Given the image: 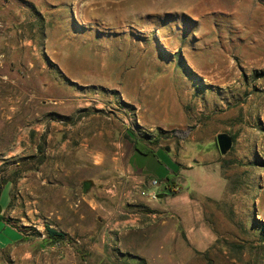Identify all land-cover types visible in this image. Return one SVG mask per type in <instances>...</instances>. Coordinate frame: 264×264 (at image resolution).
<instances>
[{
	"label": "rangeland",
	"instance_id": "rangeland-1",
	"mask_svg": "<svg viewBox=\"0 0 264 264\" xmlns=\"http://www.w3.org/2000/svg\"><path fill=\"white\" fill-rule=\"evenodd\" d=\"M0 92V202L11 219H0V264H264V0H0ZM74 101L101 119L122 113L121 127L153 141L130 164L139 184L156 177L165 194L108 212L118 202L105 182L85 189V179H68L66 195L89 190L105 205L82 207L80 219L72 208L42 216L41 187L31 194L24 174L45 136L16 135L14 123L54 120L46 129L55 131L79 120L63 114ZM221 133L233 140L226 152ZM173 172L178 186L167 191ZM121 173L111 165L91 178L113 184ZM47 224L66 241L51 242Z\"/></svg>",
	"mask_w": 264,
	"mask_h": 264
},
{
	"label": "crops",
	"instance_id": "crops-1",
	"mask_svg": "<svg viewBox=\"0 0 264 264\" xmlns=\"http://www.w3.org/2000/svg\"><path fill=\"white\" fill-rule=\"evenodd\" d=\"M3 98L2 92H0V111ZM8 100V104L11 108L9 111L11 113L10 118H13L14 121L17 122L16 118H18L19 112L17 107L18 102L12 97ZM90 103L91 102H86L85 104ZM62 104L63 105H60L59 108L63 107L65 110L69 108V104L67 102ZM81 108L87 109L85 114L79 115V112L74 114L75 110H81ZM88 108L89 107H87V105H83L82 102L77 103L74 101L72 108L74 113H66V111H63V114L70 117L75 116V120H79H77L74 124H71L70 122L67 124L65 123L66 125L58 124L55 131H47L48 126L57 124L54 120H51V123L48 121L46 123L39 124L32 117L25 116L24 124L16 125V122L14 123L13 130L16 135H18V131L20 130L25 135H27L30 131H32V133H35L36 131L40 132L39 134L41 136H45V144H33L31 146V159H29L27 163V170L24 174V179L27 181V189L31 194L36 192L38 193L40 185L42 190L41 212L42 216L48 219L53 215H56L57 217L65 216L66 214L71 213L72 209L73 214L75 216L77 214L78 219H80V217L83 216L81 212L82 207H86L90 211H93L97 208V206L101 205L103 207L105 205L106 201L101 200L102 198L99 194L89 193V190H84V194L78 195L76 198L66 195V190L68 188L66 181H68V179L73 180L75 183H78V181L82 182L85 179V189H87L90 185L96 189L99 186L97 182L102 181L106 184V186L102 189H105L107 192V187L113 182L110 181L111 179L105 175L98 178L91 177L96 175L95 173L98 169H105L111 165L117 168V170L119 169L122 173L114 180L119 182L116 194L119 192L120 194L116 195L113 193V195H105L106 197L109 196L108 198H111V202H118L117 204L115 203L116 205L113 204L114 207L107 208L108 210L114 209L115 212H118L119 210L118 206L122 199V192L125 189L140 183L135 180L136 177L133 175L134 168L130 164V158L134 152L133 143L127 135L130 131H126V128L121 127L118 123L119 118H123L125 121L127 117H124L122 113L117 111L118 115L115 114V112H112L105 116L106 119H101L98 113L89 112ZM66 130L69 131V134L66 133ZM45 131L47 135L45 134ZM52 132L57 133L53 134ZM19 150H21V147L16 145L15 152H19ZM86 175H89L90 177L87 180L85 177ZM51 186L61 187L64 194L61 197H53L50 192ZM36 199L37 198L33 197L32 202L37 201ZM55 199L57 200V207L55 209L50 208V205L53 204ZM5 210L6 209L4 207L3 212H5ZM108 210H106V212ZM31 212L33 215H39L40 208L34 204L31 207ZM108 212H112V210ZM112 218L114 226L120 223L115 215H112ZM48 225L51 227L53 226L52 224ZM57 229L60 230L59 228ZM19 236L20 237L18 239L21 238V234ZM12 243H8L5 247ZM128 256L135 259L140 258V255L132 252H129ZM58 263L64 264V261L61 260ZM70 263L76 264V261ZM52 264H55V262Z\"/></svg>",
	"mask_w": 264,
	"mask_h": 264
},
{
	"label": "trees",
	"instance_id": "trees-1",
	"mask_svg": "<svg viewBox=\"0 0 264 264\" xmlns=\"http://www.w3.org/2000/svg\"><path fill=\"white\" fill-rule=\"evenodd\" d=\"M174 134L178 137H185L188 134V131H183L180 129H175L174 130ZM128 137L132 140L133 143V148L134 151L144 154V155H148L153 151V148L150 146V143L153 142L152 140L148 142L145 141L144 137H135L131 132H128ZM177 174L176 172L173 173H169L166 176V181H165V188L167 191H176V186H178V181H177ZM7 181L5 179H3L0 182V199H1V192L3 189V186L5 185ZM160 194H165V193H160ZM0 219H3L5 221H10L11 219L6 217V215L3 212V206L1 205L0 202ZM46 232L48 235V238L51 242H65L67 237V234L61 230H58L54 227H51L50 225H46Z\"/></svg>",
	"mask_w": 264,
	"mask_h": 264
},
{
	"label": "built area",
	"instance_id": "built-area-1",
	"mask_svg": "<svg viewBox=\"0 0 264 264\" xmlns=\"http://www.w3.org/2000/svg\"><path fill=\"white\" fill-rule=\"evenodd\" d=\"M117 184H119V182L117 181L111 184V186L108 187L107 191L111 193L114 191L116 192ZM160 184L161 181L156 177L152 178L147 185L137 183L122 192V199L128 203L134 201L137 196L147 197L148 199L156 200L159 198L161 193L159 190L156 189V187H159ZM164 186L165 183L162 185V187Z\"/></svg>",
	"mask_w": 264,
	"mask_h": 264
},
{
	"label": "water",
	"instance_id": "water-1",
	"mask_svg": "<svg viewBox=\"0 0 264 264\" xmlns=\"http://www.w3.org/2000/svg\"><path fill=\"white\" fill-rule=\"evenodd\" d=\"M217 141L222 152H226L228 149H230L233 143L232 137L226 133L219 134Z\"/></svg>",
	"mask_w": 264,
	"mask_h": 264
}]
</instances>
